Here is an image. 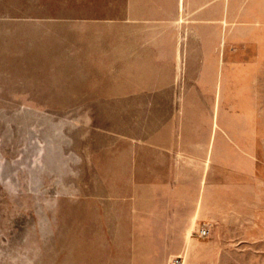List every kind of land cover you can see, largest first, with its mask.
<instances>
[{
  "label": "rangeland",
  "instance_id": "rangeland-1",
  "mask_svg": "<svg viewBox=\"0 0 264 264\" xmlns=\"http://www.w3.org/2000/svg\"><path fill=\"white\" fill-rule=\"evenodd\" d=\"M122 1L0 0V264H264V0L232 4L234 77L218 116L234 157L211 175L212 233L199 237V224L180 254L141 252L149 233H115L110 200L129 192L115 152L158 113L105 108L131 81L113 60Z\"/></svg>",
  "mask_w": 264,
  "mask_h": 264
},
{
  "label": "crops",
  "instance_id": "crops-1",
  "mask_svg": "<svg viewBox=\"0 0 264 264\" xmlns=\"http://www.w3.org/2000/svg\"><path fill=\"white\" fill-rule=\"evenodd\" d=\"M233 2L124 0L114 21L116 77L131 81L118 82L105 108L158 111L147 117L145 138L115 152L129 174V192L110 200L115 233H149L141 252L184 253L201 223L212 233L220 201L211 175L220 160L229 164V148L234 157V136L218 116L234 77ZM137 68L149 71L148 84L136 85Z\"/></svg>",
  "mask_w": 264,
  "mask_h": 264
},
{
  "label": "built area",
  "instance_id": "built-area-1",
  "mask_svg": "<svg viewBox=\"0 0 264 264\" xmlns=\"http://www.w3.org/2000/svg\"><path fill=\"white\" fill-rule=\"evenodd\" d=\"M197 235L202 238H207L211 234V229L208 224L201 225L196 231ZM175 264L180 262V259L177 258L173 261Z\"/></svg>",
  "mask_w": 264,
  "mask_h": 264
}]
</instances>
